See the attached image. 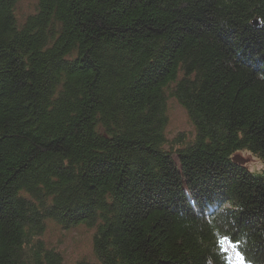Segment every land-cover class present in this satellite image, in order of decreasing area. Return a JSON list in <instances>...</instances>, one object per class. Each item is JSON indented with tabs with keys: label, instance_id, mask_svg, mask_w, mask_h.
<instances>
[{
	"label": "trees",
	"instance_id": "1",
	"mask_svg": "<svg viewBox=\"0 0 264 264\" xmlns=\"http://www.w3.org/2000/svg\"><path fill=\"white\" fill-rule=\"evenodd\" d=\"M0 0V264H264V0ZM174 98L194 129L168 141Z\"/></svg>",
	"mask_w": 264,
	"mask_h": 264
},
{
	"label": "rangeland",
	"instance_id": "2",
	"mask_svg": "<svg viewBox=\"0 0 264 264\" xmlns=\"http://www.w3.org/2000/svg\"><path fill=\"white\" fill-rule=\"evenodd\" d=\"M36 5V0H17L15 15L23 20L31 14ZM166 136L168 141L178 139V144H184L194 137L195 129L184 108L174 99L170 98L167 107ZM237 154L243 157V161L249 169H262L261 160L246 150H240ZM95 227L79 224L71 228H62L54 222L45 223L42 239L48 246L56 248L60 253L63 264H76L78 261H95L92 239ZM223 248L228 251L229 259L233 264H240L235 255V250L225 241Z\"/></svg>",
	"mask_w": 264,
	"mask_h": 264
},
{
	"label": "snow or ice",
	"instance_id": "3",
	"mask_svg": "<svg viewBox=\"0 0 264 264\" xmlns=\"http://www.w3.org/2000/svg\"><path fill=\"white\" fill-rule=\"evenodd\" d=\"M225 241H227L228 243L235 244V242L232 241L231 239H229L228 237H225L224 239H222L220 241V243L223 244ZM235 255H236L237 259L240 261V264H246V262L244 261V258L242 256V254H241V252L238 249L236 250Z\"/></svg>",
	"mask_w": 264,
	"mask_h": 264
}]
</instances>
